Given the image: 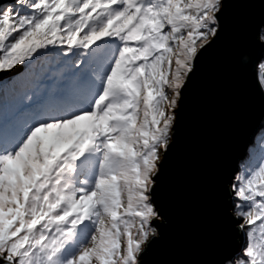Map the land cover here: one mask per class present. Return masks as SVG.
Masks as SVG:
<instances>
[{"label":"snow or ice","instance_id":"snow-or-ice-1","mask_svg":"<svg viewBox=\"0 0 264 264\" xmlns=\"http://www.w3.org/2000/svg\"><path fill=\"white\" fill-rule=\"evenodd\" d=\"M229 2L0 0V87L27 71L56 82L23 122L0 114V264H146L169 223L161 179L180 110ZM255 49L264 12L235 50L242 67ZM256 66L245 88L264 109V56ZM216 187L211 264H264V148Z\"/></svg>","mask_w":264,"mask_h":264},{"label":"water","instance_id":"water-1","mask_svg":"<svg viewBox=\"0 0 264 264\" xmlns=\"http://www.w3.org/2000/svg\"><path fill=\"white\" fill-rule=\"evenodd\" d=\"M262 12L258 0H230L226 7L221 44L201 65L180 110L161 179L169 223L152 244L146 264H211L225 228L217 177L239 164L264 123L261 101L245 88L255 81L264 51L253 50L244 67L235 51Z\"/></svg>","mask_w":264,"mask_h":264},{"label":"trees","instance_id":"trees-1","mask_svg":"<svg viewBox=\"0 0 264 264\" xmlns=\"http://www.w3.org/2000/svg\"><path fill=\"white\" fill-rule=\"evenodd\" d=\"M54 69L47 70V73L45 74L42 71L43 79L45 80V76L47 75V79L45 80L46 83L43 86H40L36 80L35 81H29L25 82L24 85L20 87V85H16L14 87L13 95L10 97L7 96V92H10L9 89H5L4 94L1 93L0 95V114L8 116H14L21 122L27 119V117L34 112L40 105H43L48 102L50 93L52 89L56 86V82L54 78L52 77V73L54 72ZM29 72H25L22 77H25L26 74ZM34 79V78H33ZM33 95L34 99L31 105H28L25 103V96L26 95ZM262 131V130H261ZM256 142V141H255Z\"/></svg>","mask_w":264,"mask_h":264},{"label":"rangeland","instance_id":"rangeland-1","mask_svg":"<svg viewBox=\"0 0 264 264\" xmlns=\"http://www.w3.org/2000/svg\"><path fill=\"white\" fill-rule=\"evenodd\" d=\"M55 70V69H54ZM29 72L28 74L25 75V77H22V80L21 79V76H17L16 79L12 80L11 82L9 81H6L4 83V85L2 87H0V95L1 93L4 94V92L9 89L10 92H7V96H11L13 95V89L14 87H16V85H20V87L22 85H24L25 82H29V81H37L38 83H40L39 85L40 86H43L45 85L46 81L45 80H48L47 78V75L45 76V80L43 79V73L42 71H38V72H33V71H27ZM26 72V73H27ZM34 78V79H33ZM6 89V90H5ZM12 89V90H11ZM5 90V91H4ZM1 102L0 101V105H1ZM256 142L249 148L248 150V153H253L254 156H258L262 150V148H264V131H260V133L257 135L256 137Z\"/></svg>","mask_w":264,"mask_h":264}]
</instances>
